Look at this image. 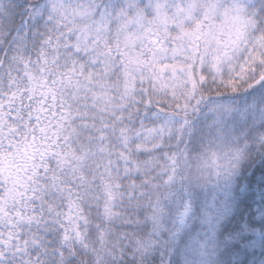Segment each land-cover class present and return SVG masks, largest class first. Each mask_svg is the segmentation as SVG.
Returning a JSON list of instances; mask_svg holds the SVG:
<instances>
[{"label": "snow or ice", "instance_id": "obj_1", "mask_svg": "<svg viewBox=\"0 0 264 264\" xmlns=\"http://www.w3.org/2000/svg\"><path fill=\"white\" fill-rule=\"evenodd\" d=\"M0 264H264V0H0Z\"/></svg>", "mask_w": 264, "mask_h": 264}]
</instances>
